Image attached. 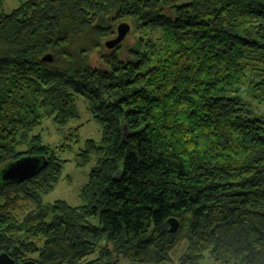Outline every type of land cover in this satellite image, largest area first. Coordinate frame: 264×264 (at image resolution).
I'll return each mask as SVG.
<instances>
[{
    "label": "trees",
    "instance_id": "16d2710c",
    "mask_svg": "<svg viewBox=\"0 0 264 264\" xmlns=\"http://www.w3.org/2000/svg\"><path fill=\"white\" fill-rule=\"evenodd\" d=\"M13 2L0 0V171L45 166L0 179V253L166 264L182 244L176 264H264V117L248 107L264 102V0ZM122 20L137 33L125 60L104 46ZM78 97L101 135L74 159L95 164L80 205L44 203L80 138L34 131L77 120Z\"/></svg>",
    "mask_w": 264,
    "mask_h": 264
},
{
    "label": "rangeland",
    "instance_id": "374dc122",
    "mask_svg": "<svg viewBox=\"0 0 264 264\" xmlns=\"http://www.w3.org/2000/svg\"><path fill=\"white\" fill-rule=\"evenodd\" d=\"M4 11L8 12L15 3L13 0H5ZM121 22H127L130 25L129 32L125 35L124 39L120 42L119 45L123 49L119 52V57L122 60L128 58V54L124 50L126 47H132L135 45V39L137 37L136 32H131V22L130 20H122ZM115 36V35H114ZM113 36V37H114ZM111 37V38H113ZM91 64L94 67H101L99 60L96 55L91 56ZM76 107L79 113V118L74 121H70L65 127L59 128L51 123L49 119H44L42 126L34 131L35 134H39L41 141L44 144L56 145L62 140H64L72 130L78 126V136L80 138V144L75 145L74 152L72 154L63 153L62 157L69 159L67 162L63 163L61 168V176L58 182L55 184L54 188L43 196L44 203H51L56 200H63L70 206L80 205L82 202L79 198V190L83 183L87 179V175L91 168L94 166L95 161L92 159L87 164L80 166L76 164L74 159V153L82 146V142L85 139H93L99 141L100 139V127L97 125L90 117L88 112L85 109V104L81 98H76L75 100ZM249 109L252 112V115L255 117H264V102L256 103L255 101L249 102ZM73 137V136H72ZM184 245H179L171 254L170 263L166 264H176L179 255L182 253ZM93 258V257H92ZM117 264H136L120 260Z\"/></svg>",
    "mask_w": 264,
    "mask_h": 264
},
{
    "label": "water",
    "instance_id": "95a60500",
    "mask_svg": "<svg viewBox=\"0 0 264 264\" xmlns=\"http://www.w3.org/2000/svg\"><path fill=\"white\" fill-rule=\"evenodd\" d=\"M130 25L127 22H120L116 26V35L113 38L104 41V46L107 49H114L124 39L125 35L129 32ZM43 61H50L51 55L45 54L42 57ZM45 166V163L41 162V159L34 156H23L16 161L9 163L0 171V179L3 182H22L31 176H33L38 169ZM169 231L175 232L178 223L174 218L168 219ZM0 264H38L33 260H25L20 263H16L7 253H0ZM94 264H104L97 261Z\"/></svg>",
    "mask_w": 264,
    "mask_h": 264
}]
</instances>
